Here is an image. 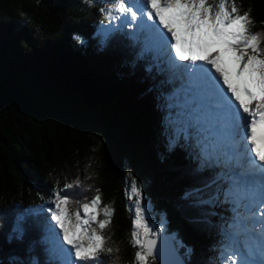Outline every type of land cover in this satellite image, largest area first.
<instances>
[{
  "label": "trees",
  "instance_id": "16d2710c",
  "mask_svg": "<svg viewBox=\"0 0 264 264\" xmlns=\"http://www.w3.org/2000/svg\"><path fill=\"white\" fill-rule=\"evenodd\" d=\"M108 1L0 0V264H48L47 210L70 236L95 196L109 213L93 264H134L126 169L185 264H220L237 212L219 201L238 188L202 157L205 133L182 116L195 108L151 61L146 34L101 32ZM235 1L246 50L264 60V0Z\"/></svg>",
  "mask_w": 264,
  "mask_h": 264
},
{
  "label": "rangeland",
  "instance_id": "374dc122",
  "mask_svg": "<svg viewBox=\"0 0 264 264\" xmlns=\"http://www.w3.org/2000/svg\"><path fill=\"white\" fill-rule=\"evenodd\" d=\"M170 1L135 0L126 6L121 4L120 0H110L102 7L106 23H102L104 25L100 27L101 32L107 34L110 30L124 29L129 30L133 36L142 37L140 24L143 25L147 37L144 45L150 50L153 60L156 56L160 62L166 59L168 69L176 72L174 73L176 76L184 73L186 80L182 81L183 84L180 80L179 84L187 88V91H183L186 95L184 105L193 102L195 113L192 111L191 114H186L182 111V116L187 120L197 119V129L200 133H205L204 136L208 135L209 143L213 144L208 152L202 153V157L205 159L206 156H212L222 165L226 164L229 170L231 162L227 156L228 146L226 153L225 146L232 140L228 139L223 143V154L218 152L221 143L219 137L223 136L219 133L224 131L225 125L220 122V116L224 112L222 110L218 112L207 102L206 91L212 90L213 87L208 86L205 90L206 85L202 82L206 81V84L210 85L208 83L210 76L202 71L201 65L204 64L211 73L216 72L232 98L241 102V87L252 91L264 88V60L260 54L254 55L246 50L252 42L246 40V19L237 15L235 0H215L214 3L212 0H175V3L173 0ZM101 22L102 20L99 24ZM182 50L185 51L183 56ZM221 59H224L223 66L217 64ZM217 99V96L214 97L212 102ZM263 106L264 98L253 101L250 107L243 108V111L249 114L244 118L243 128L249 125L252 115ZM162 108L163 105L156 107L159 110ZM212 111L218 116L215 117ZM202 147L205 149L207 144L202 142ZM256 159L264 162V157ZM232 170L230 167L231 172ZM239 171L238 178H232L234 181L231 182L235 188H241L240 191L219 201L222 205L227 204L230 212L239 211L232 224V226L236 224L232 237L229 236L231 238L221 244L227 247L224 248L220 264H245L252 260L253 251L248 240L251 234L244 228V223L247 222V228L253 229V220L246 218L248 217L246 203L247 195L251 193L249 190L255 182L248 183L242 178V171H249L248 169L242 168ZM125 173L129 208L133 217L132 237L137 248L134 264H152V257L155 256H147L144 253V238L150 235L173 237L177 247H183V252H187L186 246L183 244L180 246L178 238L167 230L166 220L161 211H158L156 218L152 201L142 193L140 184L136 182L131 171L126 169ZM81 212L77 224L70 229L69 236L65 231L69 226V220L61 221V210L58 207L48 210L47 226L54 225V229H48L46 226L44 232L50 234L49 238L56 251L49 264H93L97 261L94 252L101 245L102 236L99 230L105 224L101 215L109 213V209L103 208L100 198L95 196L90 202L83 204ZM55 233L60 235V240ZM62 237L71 245L65 243ZM46 261L48 262V259ZM34 264L39 262L35 260Z\"/></svg>",
  "mask_w": 264,
  "mask_h": 264
},
{
  "label": "bare ground",
  "instance_id": "6f19581e",
  "mask_svg": "<svg viewBox=\"0 0 264 264\" xmlns=\"http://www.w3.org/2000/svg\"><path fill=\"white\" fill-rule=\"evenodd\" d=\"M184 53H185V51L182 50L181 54L184 55ZM216 78H217V76L215 74H213L210 78L211 82L214 83L219 90H222L224 85L222 84V82L219 78L218 79H216ZM187 86H188V84H187ZM243 113L246 114V112H243ZM243 113H242V115H243ZM241 121H242V118H241ZM235 135L236 134H233L232 132H230V134H229V138L233 137L234 141L239 142L238 144L240 145V148H232L230 151V154H229V160L231 162L230 167L233 168L232 172L239 174L240 173L239 170H241L242 168L249 169L250 172H252L253 169H264V162H257L256 158H254L253 155L249 153V150L247 147L248 143L245 140V134H243V136H241V137L238 135L237 136H235ZM221 148H222V146L220 147L219 151H221ZM239 149H242V150H239ZM248 155H250L251 161L248 159ZM239 166H242V168H239ZM242 176H243V178L247 177V175L244 172L242 173ZM260 177L261 176H259V175H255L251 181L256 182L258 179H260ZM261 178H262V180H264V177H261ZM256 194H257V188H255L253 191V195H256ZM256 198H257V195H256L255 199ZM253 199H254V197H253ZM247 216L248 217H246V218H249V219L252 217L250 214H248ZM247 227H248V224H247V222H245L244 228L248 229L250 231L251 235L250 234L249 235H250V239L252 240L254 230L251 229L250 227L249 228H247ZM256 230H258V229H256ZM259 232H263V230H259ZM263 253L264 252L261 253V257H260L261 262H263V259H264ZM251 257H252L251 262H246L245 264H253V261H254V263H256V261H255L256 258L254 257L253 254ZM177 263L178 262L176 260L171 262V264H177Z\"/></svg>",
  "mask_w": 264,
  "mask_h": 264
},
{
  "label": "water",
  "instance_id": "95a60500",
  "mask_svg": "<svg viewBox=\"0 0 264 264\" xmlns=\"http://www.w3.org/2000/svg\"><path fill=\"white\" fill-rule=\"evenodd\" d=\"M144 253L147 256L155 255L159 264H171L174 260L178 262L177 264H185L172 238L165 239L163 236H146L144 238Z\"/></svg>",
  "mask_w": 264,
  "mask_h": 264
}]
</instances>
